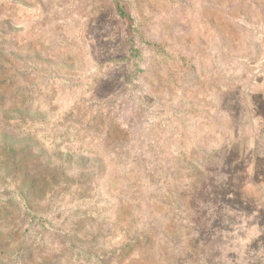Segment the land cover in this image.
Listing matches in <instances>:
<instances>
[{
	"label": "rangeland",
	"instance_id": "1",
	"mask_svg": "<svg viewBox=\"0 0 264 264\" xmlns=\"http://www.w3.org/2000/svg\"><path fill=\"white\" fill-rule=\"evenodd\" d=\"M0 264H264V0H0Z\"/></svg>",
	"mask_w": 264,
	"mask_h": 264
}]
</instances>
